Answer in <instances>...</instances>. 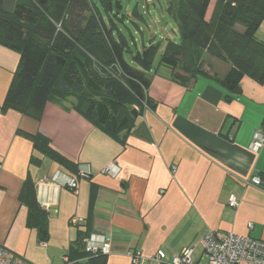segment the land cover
I'll return each mask as SVG.
<instances>
[{"label":"crops","instance_id":"crops-1","mask_svg":"<svg viewBox=\"0 0 264 264\" xmlns=\"http://www.w3.org/2000/svg\"><path fill=\"white\" fill-rule=\"evenodd\" d=\"M256 36L264 42V19ZM18 62L17 53L0 46V107ZM213 67V78L198 76L191 87L171 81L162 66L149 72L147 97L155 108L114 138L66 104L46 103L39 120L2 111L0 244L32 264H64V257L82 259L84 240L95 235L110 245L101 264H132L133 251L144 258L160 251L169 263L191 246L196 259L208 232L264 241V146L258 154L249 150L264 125V82L245 76L241 93L229 99L219 80L230 67ZM18 131L47 137L88 177L43 158ZM110 164L117 170L104 173ZM254 176L263 179L260 186L248 184ZM27 177L47 213L46 243L26 226L18 202ZM67 179L76 180L75 191L63 186ZM232 195L236 208L227 204Z\"/></svg>","mask_w":264,"mask_h":264},{"label":"trees","instance_id":"trees-1","mask_svg":"<svg viewBox=\"0 0 264 264\" xmlns=\"http://www.w3.org/2000/svg\"><path fill=\"white\" fill-rule=\"evenodd\" d=\"M94 1L0 0V46L19 56L1 112L15 110L39 120L46 103L66 104L114 138L133 129L144 109L155 108L147 97L148 73L158 66L170 71L174 83L191 87L198 76L213 78L204 70L206 57L225 62L231 56L230 68L219 80L229 99L241 93L245 76L264 82V42L256 36L264 19V0H215L209 20L206 14L213 0H172L168 12L180 43H168L156 67L154 46L133 52L121 32L115 35L112 20L109 27L105 24L98 4L109 18L119 19L121 2L114 9V0ZM246 50L257 53L261 61L244 59ZM17 133L43 158L78 174L77 166L57 153L47 137ZM18 202L27 210L26 226L36 231L39 243H46L47 213L30 177L21 185ZM102 258L80 264H101Z\"/></svg>","mask_w":264,"mask_h":264},{"label":"built area","instance_id":"built-area-1","mask_svg":"<svg viewBox=\"0 0 264 264\" xmlns=\"http://www.w3.org/2000/svg\"><path fill=\"white\" fill-rule=\"evenodd\" d=\"M1 115V109H0ZM264 146V125L253 133L252 141L249 145V150L258 154ZM117 170L114 164L108 165L104 169V173L112 174ZM89 175L88 172L79 171L78 179H85ZM58 173L54 176L53 181L58 179ZM263 179L259 176L251 177L248 184L260 186ZM45 184L49 181L45 180ZM63 186L75 191L77 182L75 179H67ZM228 207L236 208L238 199L231 196L228 201ZM73 219L71 222H75ZM251 228V225H249ZM202 255L194 258L195 246L188 247L182 250L179 254L172 256L169 263H164L165 255L162 252H157L150 258H144L140 252L133 251L130 253L132 264H264V241L256 240L245 236L235 235L233 233L208 232L198 241ZM83 251L86 257L82 260L72 261L68 257H64V264H80L89 258L96 256H106L110 253V245L106 240L99 243L95 235H91L84 240ZM205 258L203 263L201 260ZM0 264H32L24 258L7 250L0 244Z\"/></svg>","mask_w":264,"mask_h":264},{"label":"rangeland","instance_id":"rangeland-1","mask_svg":"<svg viewBox=\"0 0 264 264\" xmlns=\"http://www.w3.org/2000/svg\"><path fill=\"white\" fill-rule=\"evenodd\" d=\"M172 0H114V9H116V3L121 2L122 13L118 18H109L107 12L98 4L100 13L102 14L105 24L109 27L113 26L115 35L119 31L122 33L130 49L135 52L140 51L143 47L152 45L155 48L156 55L154 66H158L159 61L164 54L165 47L168 43L178 44L180 43L178 29L169 15L168 7ZM95 3H99V0H95ZM214 2H211L206 14V20L210 19L214 8ZM123 18V23L120 20ZM112 20V24L109 20ZM244 59L249 58L256 61L262 59L257 53L246 50L243 53ZM226 57V55L224 54ZM229 56L225 62L213 57H206L204 62V70L211 76L215 72L213 67L217 63L224 64L230 67ZM130 63V60L127 59ZM131 66L136 68V65L131 62Z\"/></svg>","mask_w":264,"mask_h":264},{"label":"water","instance_id":"water-1","mask_svg":"<svg viewBox=\"0 0 264 264\" xmlns=\"http://www.w3.org/2000/svg\"><path fill=\"white\" fill-rule=\"evenodd\" d=\"M134 115H136V114L134 113Z\"/></svg>","mask_w":264,"mask_h":264}]
</instances>
